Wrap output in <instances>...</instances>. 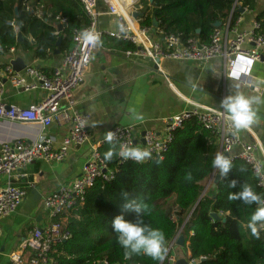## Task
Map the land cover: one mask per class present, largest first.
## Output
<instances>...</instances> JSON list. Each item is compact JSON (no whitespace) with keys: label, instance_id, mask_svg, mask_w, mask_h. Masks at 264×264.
Segmentation results:
<instances>
[{"label":"trees","instance_id":"16d2710c","mask_svg":"<svg viewBox=\"0 0 264 264\" xmlns=\"http://www.w3.org/2000/svg\"><path fill=\"white\" fill-rule=\"evenodd\" d=\"M236 0H139L140 28L163 30L186 41L191 36L209 43L211 36L224 25ZM241 7L255 10L256 0H240ZM42 10L45 19L36 13ZM234 19L240 12H236ZM65 20L63 30L50 24ZM264 28V13L257 16ZM14 22L15 27L9 24ZM156 23V25H155ZM89 25L79 0H0V49L3 55L21 46L35 50L37 58H48L59 50L62 56L74 48V33ZM59 29V27H58ZM24 37L18 41V34ZM29 38L34 39L31 46ZM61 43L58 46V40ZM119 48L134 50L128 42L114 39ZM163 159L152 157L136 163H120L118 156L108 161L104 153L112 145L105 142L99 153L107 169L114 172L110 181L102 178L88 188L61 219L72 237L53 249V264H157L150 257L139 255L125 260L123 249L116 243L112 220L122 212L128 200H142L149 207L145 223L161 229L166 246L182 229L189 243L191 258H204L201 264H264V231L253 237L247 228L255 205L246 206L230 200L229 194L248 184L264 195L253 170L243 160L232 159L233 168L220 179L216 188L206 184L219 174L212 160L220 153L216 136L192 118L176 129ZM113 145L118 144L113 142ZM243 169V171H242ZM191 174V179L187 175ZM239 181L237 188L229 187L231 180ZM206 190V191H205ZM216 214L218 218H213ZM129 220L134 214L125 213Z\"/></svg>","mask_w":264,"mask_h":264},{"label":"built area","instance_id":"2783aa9c","mask_svg":"<svg viewBox=\"0 0 264 264\" xmlns=\"http://www.w3.org/2000/svg\"><path fill=\"white\" fill-rule=\"evenodd\" d=\"M86 12L89 25L84 29L96 32L100 41L103 37L128 42L134 50H126V58H149L155 63L157 60L194 61L200 64L219 58L222 60L224 79L240 80L242 76H249L256 63H264V28L259 21L252 23V28L241 31L239 25L241 17L234 19L235 12L240 8V0H236L224 25L217 28L209 43H203L198 37L191 36L186 41L174 34L163 30L154 31L151 28L134 29L127 15L133 12L138 0H105L108 14L117 19L115 31H102L99 18V0H79ZM59 20L66 25L65 20ZM15 27V23L9 24ZM120 25L123 29H120ZM74 33V48L67 54L61 65L52 75H47L39 68L26 67L17 72L12 64L3 63L0 59V120L33 124L39 127V137L32 141L14 140L0 142V177H4L5 185L0 187V219L17 212L28 194V188L19 185L20 178L26 177L28 167L36 162H63L68 158L73 146H85L90 143L89 132L91 116L77 109L74 91L83 83L88 67L91 63L94 50L99 46H90L78 39L79 33ZM0 49V54L2 53ZM241 60L242 72L235 77L232 62L238 57ZM1 57V56H0ZM251 61L249 64L248 61ZM21 92L42 90L48 95L40 104L29 108L7 105L1 102L5 92V85ZM189 109L173 116L168 122L165 134L161 137L155 131H146L142 136L144 144L139 143L135 135L134 126L116 125L109 131L115 133L113 142L118 145L127 143L133 146L148 147L152 157L163 159L172 141L173 133L182 124L195 118L204 128L211 131L217 138L220 153H228L232 159L243 160L254 172L258 163H264L257 157L262 151L259 142L247 143L240 133L233 135L232 130L225 122L222 110L211 109L187 101ZM53 125L66 129L61 145L56 148L55 138L49 133ZM120 163L132 161L118 157ZM150 160V159H149ZM148 161V160H147ZM135 162V161H134ZM114 172L107 169V164L99 153L98 146H92L91 154L82 168V172L70 185L61 186L48 194L43 200V206L48 212L51 223L46 228H34L22 246L9 256L10 264H53L55 262L53 249L72 237L71 231L65 226L61 216L80 200L86 190L93 186L97 179L110 181ZM258 179V178H257ZM259 186L264 190V178L258 179ZM35 188L29 184V188ZM179 234L167 246L168 253L163 264H178L173 254ZM25 251L30 256L25 258ZM204 258H190L185 264H201Z\"/></svg>","mask_w":264,"mask_h":264},{"label":"crops","instance_id":"0c3cea01","mask_svg":"<svg viewBox=\"0 0 264 264\" xmlns=\"http://www.w3.org/2000/svg\"><path fill=\"white\" fill-rule=\"evenodd\" d=\"M138 3L132 13L126 14L135 30L140 27L138 18H134V14L138 13ZM107 7L105 0H99V10L102 12L99 26L102 31H115L117 19L108 14ZM239 12L242 19L239 29L249 31L257 16L264 13V0H256L255 10L242 8ZM36 15L41 20L45 19L42 10H38ZM50 24L57 27L56 35L60 33L58 27L64 28L57 19ZM23 40L22 36L19 42ZM28 40L31 41V46H35L34 39L28 37ZM55 51L50 57L42 59L36 57L34 49L26 50L19 46L1 55L0 59L5 64L20 61L25 67L39 68L45 74L52 75L65 57ZM124 52L108 36L103 37L94 50L85 79L74 91L77 109L91 116L90 143L73 146L63 162H36L30 165L25 172L26 177L19 179L17 183L28 188V194L17 212L0 219V264H10L9 256L23 249L24 242L34 228H46L50 225L51 218L43 206L44 198L61 186L70 185L80 176L92 146L100 147L104 144L106 132L114 126H134L135 135L141 143L146 131H155L163 137L167 122L190 108L187 101L221 110L220 101L230 91L239 90L249 96L264 98V63H256L249 76L235 80L224 79L222 60L219 58L203 64L161 60L159 69L155 71L156 63L153 60L135 57L128 59ZM47 95L42 90L21 92L6 83L1 102L29 108L42 103ZM256 111L257 123L240 134L247 143L261 144L263 150L257 152V157L264 161V104L256 106ZM40 133L39 127L33 124L0 120V142H32ZM49 133L55 138V147L58 148L66 129L53 125ZM5 182V178L0 177V187ZM29 184H34L35 188H29ZM212 185L213 177L206 189L213 190ZM33 190H37L35 195L32 194ZM24 254L25 258L30 256L29 251ZM173 254L178 259V264L187 263L191 258L189 243L185 241L184 246L177 244Z\"/></svg>","mask_w":264,"mask_h":264},{"label":"clouds","instance_id":"9594fccd","mask_svg":"<svg viewBox=\"0 0 264 264\" xmlns=\"http://www.w3.org/2000/svg\"><path fill=\"white\" fill-rule=\"evenodd\" d=\"M120 29L123 26L120 25ZM78 39L90 46L100 44L99 35L91 29L82 30ZM244 57L238 56L233 62L234 71L231 76L235 77L243 69L240 67L241 60ZM250 64L251 61L249 60ZM264 104V98L260 96H249L239 90L230 91L225 95L219 104L220 109L225 114V122L232 130L233 135L241 131H247L257 123L256 106ZM142 119V117H140ZM115 133L113 131L106 132L104 139L112 147L104 153V159L110 161L113 156L121 157L125 160H132L136 163H142L151 159L152 152L148 147L133 146L127 143H120L118 146L113 145ZM212 167L218 170L220 179L228 176L233 168L232 158L223 153H217L212 160ZM243 171V169H242ZM254 175L258 178H264V163H258L254 169ZM191 179L189 173L186 177ZM239 181L233 179L229 183V187L237 188ZM230 200H238L246 206L255 205V209L250 215L247 228L251 235L257 239L260 238L261 231H264V195L254 191L248 184H242L234 193L229 194ZM131 212L135 219L129 220L125 213ZM149 212V207L142 200H128L122 205L121 214L112 220V230L116 234V243L123 249L125 260L132 259L133 256H147L157 264H163L168 249L166 246L165 233L151 225L145 223L144 217Z\"/></svg>","mask_w":264,"mask_h":264},{"label":"water","instance_id":"95a60500","mask_svg":"<svg viewBox=\"0 0 264 264\" xmlns=\"http://www.w3.org/2000/svg\"><path fill=\"white\" fill-rule=\"evenodd\" d=\"M139 16H140L139 13H135V14H134V18H136V19H137ZM155 25H156V23H155ZM215 27H219V24H216ZM62 29H63V27L60 26V29H58V30L61 31ZM21 39H22V35L19 34V35H18V41H20ZM60 43H61V39L58 40L57 45L59 46ZM55 53H56V54H59V51L56 50ZM159 63H160V60H157L155 66H154V70H155V71H157V70L159 69ZM11 64L13 65L14 69H15L17 72H21V71H23V70L26 68L25 65L22 64L20 61H14V62H12ZM142 143L144 144V140H142ZM225 155H229V154H228V153H225ZM229 156H230V155H229ZM219 181H220L219 174L214 175V177H213V185H212V188L215 189L216 186H217V184L219 183ZM36 193H37V190H33V191H32V194H33V195H35ZM212 217H213V218H218V216H217L216 214H212ZM177 244H178L179 246H184V244H185V239H184V236H183V235H180V237H179L178 240H177ZM180 264H181V263H180Z\"/></svg>","mask_w":264,"mask_h":264},{"label":"bare ground","instance_id":"6f19581e","mask_svg":"<svg viewBox=\"0 0 264 264\" xmlns=\"http://www.w3.org/2000/svg\"><path fill=\"white\" fill-rule=\"evenodd\" d=\"M242 9V7L237 11V12H239L240 10ZM236 13V12H235ZM240 17V16H239ZM218 28V27H217ZM1 56V55H0ZM11 64V63H10ZM13 66V65H12ZM180 237V236H179Z\"/></svg>","mask_w":264,"mask_h":264},{"label":"rangeland","instance_id":"374dc122","mask_svg":"<svg viewBox=\"0 0 264 264\" xmlns=\"http://www.w3.org/2000/svg\"><path fill=\"white\" fill-rule=\"evenodd\" d=\"M208 183H209V182H208ZM208 183H207V184H208ZM207 184H206V186H207Z\"/></svg>","mask_w":264,"mask_h":264}]
</instances>
